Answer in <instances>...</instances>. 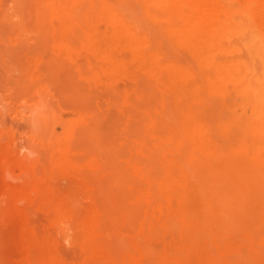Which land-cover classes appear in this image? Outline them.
<instances>
[{"label": "rangeland", "instance_id": "1", "mask_svg": "<svg viewBox=\"0 0 264 264\" xmlns=\"http://www.w3.org/2000/svg\"><path fill=\"white\" fill-rule=\"evenodd\" d=\"M188 1L0 0V110L74 176L81 215L99 179L128 210L106 206L107 244L79 226L61 250L79 264H147L149 244L156 264H264V0H219L201 25Z\"/></svg>", "mask_w": 264, "mask_h": 264}, {"label": "bare ground", "instance_id": "2", "mask_svg": "<svg viewBox=\"0 0 264 264\" xmlns=\"http://www.w3.org/2000/svg\"><path fill=\"white\" fill-rule=\"evenodd\" d=\"M174 1H177V0H170V2H172V5L175 4ZM190 1L191 0L188 1L189 4L191 3ZM260 1H262L260 4H263V0H260ZM128 2H129V0H128ZM194 2L196 3V4L195 3L194 4L197 7H199L200 12H201V14H199L200 16L198 18H196L194 20L192 19V22L196 21L195 25H201L202 23H204L206 21L204 19V17H207L208 20L213 18V17H216L218 15L219 9L221 8L219 0H194ZM244 2H246V1L243 0V3ZM194 4L192 2L191 5H194ZM256 4L258 5L259 2L258 3L256 2ZM128 5H130V4H128ZM176 6H177V4H176ZM260 6H262V5H260ZM224 7H226V6H224ZM177 8H179V7H177ZM257 8H260V7L257 6ZM262 8H263V6L260 8L263 11L264 9H262ZM127 9H125V10H127ZM260 9H258V10H260ZM121 10H122V8H121ZM128 10H130V9H128ZM124 13H126V11ZM129 13H131V11H129ZM262 13H264V12H262ZM127 14H128V12H127ZM132 14H134V13H132ZM126 16L131 17L132 15L128 14ZM182 16L186 17L185 15H182ZM134 18H135V16H134ZM54 21H56V20H54ZM136 22L138 23L139 21L137 20ZM205 24H207V23L205 22ZM140 25H142V23ZM137 29H138V27H137ZM141 29H143V28H141ZM173 29H175V28H173ZM140 36H142V35H140ZM218 36H219V34H218ZM164 45H165L164 47H167L166 44H164ZM181 58H182V56H181ZM181 58H180V60L184 59V58H182V59ZM195 86H196V84H195ZM200 91H203V90L200 89ZM215 96H217V95H215ZM214 99H215V97H214ZM218 99L219 100L221 99L220 96ZM168 106H167V108H168ZM169 108L166 109L165 113L169 112V111L171 113V107H169ZM205 110L207 111V108ZM227 112H229V111H227ZM14 113H15L14 111L9 113L11 118H7L6 113L2 109L0 110V115H1L0 116V234H3L4 237L6 238V239H4L5 240L4 242H6L8 240V238H10L9 240L11 241V243H9L10 241H7L8 243L5 244L6 249H5V247H4V249H2L3 247H1L0 250L2 249L1 252L3 250H5V252L9 251V252H7L9 254L13 253L12 256H9V257L7 256L6 253H4V254H6V256L8 258L14 257L13 259L11 258L12 260L11 259H5V258L2 259L1 258V256L3 255L2 254V255H0V259H2V261L4 259L8 260L7 264H79V261H76V258L74 257L75 254L77 253V251L76 252L75 251H71V252L66 251V252L72 254L73 257H72V255L70 257V255L68 253L66 254L65 251H61L63 246H65L66 241L71 245L72 249H77L76 248L78 246L77 234L79 232V226L82 225V227L84 229L87 228L91 238L94 241L98 242V239H99L100 241H102V244H107L109 242L108 241L109 239L107 238V232L109 230L108 229V226H109L108 223H110V220H109V222H107L106 220L109 219V216H108L109 214L112 215L113 212L111 213L110 211L115 209V207H113V206L121 203L119 205V206L122 205L121 209H123L124 212H127L128 210H126L125 207H123L122 201L120 202V200H118V199H116L117 202H115V205L113 203H111L112 208H114V209H111V207L109 205L110 203L108 202V204H107L105 202L106 200H109V198L107 199L108 194L106 193V190H105L108 188H106V185H105L106 183H104L107 181H101V179H99L101 182L99 180H96L97 181L96 187H98V188H96V187L93 189L91 188L92 191H95L97 194L93 198H91V197L89 198V199H92V202H90L87 205V208H86L84 214L81 215V213H80L81 207H83V206L81 205L78 208L80 211L77 209V207L79 205L77 203V205H78L77 206L75 201L79 202V199L74 201V198L70 193L71 191L69 190L71 185L74 182V176L69 172L56 171V170H53V172H51V174H47V160H46V155H45L46 151H45L44 139L42 137H40V135H38V137H37V135L34 136V135H31L30 132L25 131L24 128L22 129L21 126H19L16 123L17 117H16V115H14ZM170 117H172V116L170 115ZM86 125H88L87 128L85 126H83L82 128L78 129V132H80L79 134L82 136H85L86 134H84V133L87 131V129H89V124H86ZM80 130H82V131H80ZM162 131H163V129H162ZM75 134H76V130H75ZM79 134H77L75 136L79 138V141H82L81 139H84L85 137H83V138L81 137V139H80ZM41 138L43 139L42 142L40 140ZM77 139H75V140L71 139V140H73V142L70 141V143H72V144L74 143L75 145H78L79 142L78 141L76 142ZM32 140L35 141V143ZM109 140H110V138H109ZM144 141H146V140H144ZM112 144H113V142H112ZM223 144H224V142H223ZM77 147H80V145ZM116 155H118V154L116 153ZM73 156H75V155H73ZM73 158H76V157H73ZM141 158H142V160H144L145 157L144 158L141 157ZM155 160H157V159H155ZM118 162H120V161H118ZM106 165H108V164H106ZM106 165L105 166L103 165V167L106 168ZM108 166H110V165H108ZM123 167L124 166H122V168ZM160 168H161V166H160ZM86 170H88V169H86ZM126 172H127V170H126ZM93 173H95V172H93ZM93 173H92V178L95 179V177H93ZM99 173H97V174H99ZM108 174L109 173H107V175ZM110 174H111V172H110ZM90 176H91V174H90ZM97 177L101 178V176L99 177L98 175H97ZM89 178H91V177H89ZM90 180L93 182V183H91L93 185L95 180L94 181L92 179H90ZM104 180H106V178ZM120 180H123V178L119 179L118 182ZM137 181L138 180H136V182ZM128 183H129V181H128ZM114 185H115V187H113V188L116 189L118 187V185H116V184H114ZM103 187H104V189H103ZM111 187H109V188H111ZM48 188L50 189L52 194H58V193L64 194L65 193L64 201L60 202V203H54L51 201L48 202V200H47ZM133 188H134L133 190L135 191L134 186H133ZM152 188H154V186ZM102 190H104V191H102ZM117 190H118V188H117ZM101 191L103 193H101ZM111 191H112V189H111ZM98 192H100L101 195L98 194ZM118 192H119V190H118ZM128 192H129V190H128ZM128 194H130V193H128ZM132 194L134 195V192H132L130 194V196ZM114 195H116V194L114 193ZM105 196H106V198H105ZM109 196H111V198H112V195L109 194ZM75 199H76V197H75ZM111 200H113V199H111ZM111 202H113V201H111ZM143 205H145V204H143ZM106 206H107V208L110 207L108 209H111V210L107 211L108 209L106 208ZM137 207L138 206H136V208ZM126 208H128V206H126ZM140 209H142V208H140ZM115 210H114L115 211L114 213H116L115 215H117V213H119L117 211L118 207ZM129 210H133V212H135V211L137 212L138 208L136 210H135V208L134 209L131 208ZM108 212H110V213L108 214ZM114 213H113V217H114ZM128 213H130V212H128ZM130 214L132 215V213H130ZM137 214H139V213H137ZM119 216H121V215H119ZM126 216H128V215L126 214ZM116 217H114V218H116ZM110 218H112V217H110ZM114 218H112L111 222H113ZM127 218H129V216ZM130 218L128 221H131ZM173 219H174V217H173ZM117 220H118V218H117ZM171 221L175 222L174 220H171ZM113 223H115V222H113ZM116 223H118V221ZM119 224H121V223H119ZM133 224H136V222ZM155 225H157V224H155ZM112 227H110L111 231H112ZM115 228L113 227L114 230H115ZM129 228H134V226L129 227ZM173 228H175V227H173ZM123 229L120 231L121 235H123L125 232L127 234V231H125V229H124L125 232L122 234ZM135 230H131V231H135ZM175 230H176V228H175ZM158 233H160V232L158 231ZM110 234L111 233L109 232V235ZM112 235H110V236L112 237ZM140 236H142V234H140ZM158 236L160 237L161 234ZM117 238H120V236ZM124 238L126 239V237H124ZM124 238H123V240L120 239V243H118L119 242L118 241L117 244L115 243L114 239H113L114 243L112 244L111 243L112 240H111L110 244H111V246L113 245V249H114L115 245L119 246V244H121V240H122L123 246H125V248H127L128 246L130 247V244H128V242H126V241H125L126 243L124 242ZM138 238H140V243L142 244V242H144V241L141 242V240H142L141 237H138ZM2 240H3V237H2ZM159 244H161V243H159ZM155 245H156V243H155ZM121 246L122 245H120L119 247H121ZM143 247H144L143 252H145V251L147 252L149 249H151V251H154V253H152V252L145 253V257L147 256L146 254L151 256V257H147V259H146L147 260L146 262H148L147 264H156L155 261L157 260V257H159L158 251H156V248L158 246L154 247V246H152V244H149V246H148L149 249H146L145 245H143ZM152 247L155 249H153ZM106 249H108V248H106ZM118 249H120V248H118ZM110 250L111 249L109 248V251ZM10 251H12V253ZM120 251H121V249H120ZM72 252H74L75 254H73ZM112 252H116V251H112ZM112 252H111V254H113ZM152 254H153V256H152ZM3 257H5V256L3 255ZM18 257L19 258L21 257V261L18 260L19 259ZM124 258H126V257H124ZM154 258H156V259L154 260ZM14 259H15V261H14ZM5 260L3 261V262H5L4 264H6ZM17 260H18V262H17ZM150 261H151V263H150ZM0 264H3V263H0ZM97 264H99V262Z\"/></svg>", "mask_w": 264, "mask_h": 264}, {"label": "clouds", "instance_id": "3", "mask_svg": "<svg viewBox=\"0 0 264 264\" xmlns=\"http://www.w3.org/2000/svg\"><path fill=\"white\" fill-rule=\"evenodd\" d=\"M66 243H68V242L66 241Z\"/></svg>", "mask_w": 264, "mask_h": 264}]
</instances>
